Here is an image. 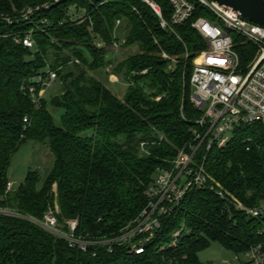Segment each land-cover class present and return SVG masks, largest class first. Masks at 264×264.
<instances>
[{
    "label": "trees",
    "instance_id": "trees-1",
    "mask_svg": "<svg viewBox=\"0 0 264 264\" xmlns=\"http://www.w3.org/2000/svg\"><path fill=\"white\" fill-rule=\"evenodd\" d=\"M153 1L170 22L171 5ZM71 7L85 9L84 19H71ZM29 8L36 11L25 20ZM202 16L215 21L196 5L195 18ZM118 21L129 29L122 46L138 48L114 71L128 83L124 99L95 76L112 65L107 57L118 41ZM174 30L179 38L161 28L142 0H0V208L24 217L0 215V264H201L199 254L212 243L239 257L257 248L264 254V218H252L209 186L188 191L162 216L161 229L141 254L119 243L84 253L26 219L42 221L52 211L62 226L77 220V236L107 241L150 209L147 193L157 171L170 169L179 151L192 153L200 143L195 133H205L197 124L202 113L192 102L191 78L206 44L190 23ZM27 35L32 49L17 42ZM234 39L246 66L256 50ZM96 40L104 47L97 48ZM50 70L58 73L60 94L36 104L22 87ZM55 111L64 112L60 124ZM249 137L255 141L251 151ZM263 140L262 127L241 128L223 148L208 152L203 145L195 165H204L244 208L264 210ZM29 143L46 145L54 165L44 180L30 170L7 193L12 158Z\"/></svg>",
    "mask_w": 264,
    "mask_h": 264
},
{
    "label": "built area",
    "instance_id": "built-area-1",
    "mask_svg": "<svg viewBox=\"0 0 264 264\" xmlns=\"http://www.w3.org/2000/svg\"><path fill=\"white\" fill-rule=\"evenodd\" d=\"M61 1L64 0H54L55 3ZM142 1L157 15L163 30L177 36L174 28L190 23L205 41L206 49L201 51L193 61L191 78L194 91L192 102L202 113L197 124L205 133L203 135L199 132L195 133L200 143L192 153L179 151L170 169L157 171L155 183L147 193L151 199L150 209L115 239L93 241L77 236V220L67 221L65 226L68 231H65L59 227L58 219L52 211L42 221L26 218L84 253L93 246H111L115 243L128 246L130 253H143L162 227L160 218L172 213L188 191L200 190L208 186L222 199L234 201L238 208L245 210L252 218H264V210L244 208L207 172L204 165H195L196 154L203 145H206L207 151L210 152L213 147H225L234 138L230 134L235 136L237 130L241 128L259 126L264 130V27L244 19L239 12L221 7L209 0H166L173 10L171 20L168 22L156 2ZM196 5L212 13L215 21L212 22L203 16L195 18ZM36 10L29 8L23 15L24 19L29 20ZM8 23L11 21L8 20ZM121 24V21L117 22V29ZM235 37L256 50L255 57L246 66L242 65L240 56L235 50ZM115 38L117 39L116 33ZM17 42L27 48L35 47V42L30 35L19 38ZM95 45L97 48L104 47V44L98 40L95 41ZM114 47H118V42L114 43ZM164 56L170 59L166 54ZM57 81V71L50 70L46 75H39L32 83L24 85L22 92L29 93L33 101L40 104L46 92L52 89ZM247 142L249 143L247 151H251L255 143L254 137H249ZM260 148L264 155V140ZM142 149L144 150V144ZM13 190L14 185L9 182L7 193ZM0 215L24 218L6 208H0ZM181 233L182 230L173 235L171 247L177 246ZM143 235L148 236L140 238ZM135 239L139 241L136 242ZM164 249L165 247H161L160 250ZM236 257L239 261V256ZM245 257L249 260L246 264H264L261 248L250 251Z\"/></svg>",
    "mask_w": 264,
    "mask_h": 264
},
{
    "label": "rangeland",
    "instance_id": "rangeland-1",
    "mask_svg": "<svg viewBox=\"0 0 264 264\" xmlns=\"http://www.w3.org/2000/svg\"><path fill=\"white\" fill-rule=\"evenodd\" d=\"M65 1V0H64ZM48 7V5L44 6ZM39 7H37L38 9ZM78 7H71L69 10V16L73 20H83L86 11L85 9H77ZM129 34L124 24L117 30L116 37L118 39V47L110 49V56L107 59L112 63L105 70L95 74V76L106 84L114 95L119 99H124L128 91V83L123 74L115 75L114 71L116 67L124 62L128 57L137 54L138 48L136 46L124 48L122 45ZM77 64H80L76 60ZM60 94V84L56 85L46 92L45 98H54ZM63 111H55V117L57 123H61ZM231 137L234 135L230 134ZM54 165V157L51 154L49 148L46 145H40L35 143H29L23 147L13 156L10 169L8 172V178L10 183L14 185V190H17L22 183L25 182L28 172L30 170L38 171L42 180H44ZM63 228L65 226L60 225ZM236 255L223 248L219 243H212L210 248L199 254V260L201 264H224L229 262L231 264H246L249 260L245 256H240L239 261L236 260Z\"/></svg>",
    "mask_w": 264,
    "mask_h": 264
},
{
    "label": "water",
    "instance_id": "water-1",
    "mask_svg": "<svg viewBox=\"0 0 264 264\" xmlns=\"http://www.w3.org/2000/svg\"><path fill=\"white\" fill-rule=\"evenodd\" d=\"M221 7L239 12L242 17L264 27V0H209Z\"/></svg>",
    "mask_w": 264,
    "mask_h": 264
}]
</instances>
